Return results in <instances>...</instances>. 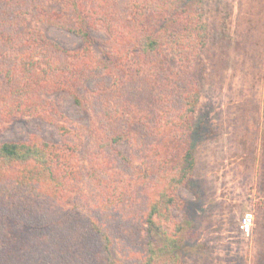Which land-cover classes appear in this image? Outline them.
Wrapping results in <instances>:
<instances>
[{"label": "trees", "instance_id": "obj_1", "mask_svg": "<svg viewBox=\"0 0 264 264\" xmlns=\"http://www.w3.org/2000/svg\"><path fill=\"white\" fill-rule=\"evenodd\" d=\"M205 16L204 0H0V131L31 116L60 137L0 142V264H185L198 233L174 211L197 165ZM100 71L111 84L82 96Z\"/></svg>", "mask_w": 264, "mask_h": 264}, {"label": "rangeland", "instance_id": "obj_2", "mask_svg": "<svg viewBox=\"0 0 264 264\" xmlns=\"http://www.w3.org/2000/svg\"><path fill=\"white\" fill-rule=\"evenodd\" d=\"M204 5L210 42L202 56L197 165L193 180L180 192L186 206L174 211L176 219L198 233L185 244L184 262L264 264V0H204ZM38 26L66 48L81 45L67 30ZM94 35L107 37L102 30ZM110 84L100 71L77 90L87 97L89 89ZM51 99L72 118L89 124L88 114L70 95ZM32 133L60 142L53 124L31 116L6 124L0 142L27 139ZM124 149L130 154L128 145ZM247 212L255 216L249 233L240 228Z\"/></svg>", "mask_w": 264, "mask_h": 264}, {"label": "built area", "instance_id": "obj_3", "mask_svg": "<svg viewBox=\"0 0 264 264\" xmlns=\"http://www.w3.org/2000/svg\"><path fill=\"white\" fill-rule=\"evenodd\" d=\"M254 221H255V216L253 212L245 213L240 222L241 230L245 233H249L252 230Z\"/></svg>", "mask_w": 264, "mask_h": 264}, {"label": "crops", "instance_id": "obj_4", "mask_svg": "<svg viewBox=\"0 0 264 264\" xmlns=\"http://www.w3.org/2000/svg\"><path fill=\"white\" fill-rule=\"evenodd\" d=\"M210 170H212V169H210ZM254 170H257V171H259V166L258 167H256ZM211 173H209L208 175H210Z\"/></svg>", "mask_w": 264, "mask_h": 264}]
</instances>
